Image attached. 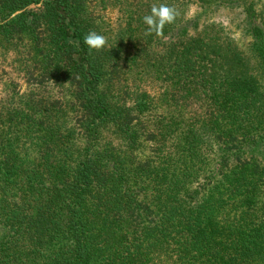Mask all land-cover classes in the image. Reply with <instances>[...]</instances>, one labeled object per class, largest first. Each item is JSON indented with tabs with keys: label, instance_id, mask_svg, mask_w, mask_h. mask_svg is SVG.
<instances>
[{
	"label": "trees",
	"instance_id": "1",
	"mask_svg": "<svg viewBox=\"0 0 264 264\" xmlns=\"http://www.w3.org/2000/svg\"><path fill=\"white\" fill-rule=\"evenodd\" d=\"M183 1L0 0V264H264V2L147 32Z\"/></svg>",
	"mask_w": 264,
	"mask_h": 264
},
{
	"label": "rangeland",
	"instance_id": "2",
	"mask_svg": "<svg viewBox=\"0 0 264 264\" xmlns=\"http://www.w3.org/2000/svg\"><path fill=\"white\" fill-rule=\"evenodd\" d=\"M251 0H240L239 6L228 8L225 4L218 3L217 1H212L210 4L204 6L196 4L193 0L189 1L186 0L183 1V4L181 6V9L177 10V23L180 22L188 23L189 27V33L192 35L200 34V33H206L210 34L212 31L214 33L220 34L216 30H212V28H215L217 30H221L223 32H226L227 35H229L231 38L239 42L240 44H247L249 42L248 37H244L241 33V28L237 27L242 19L243 15H245V6L250 2ZM255 1V9L261 10L262 2L264 0H253ZM98 12L96 13L97 21L99 25L103 26L102 30L109 32L111 30H115L120 21V16L118 14V9L116 7H113L112 3H108L107 9H96ZM175 32L173 34V38H176L177 33L179 29L181 28L176 24ZM210 34L209 36H211ZM168 36V37H167ZM163 38L164 42L169 41L171 37L167 35ZM241 45V46H242ZM21 92H23L26 88V84L21 81ZM60 123L68 126V122H66V119H62L61 116H59ZM74 123H72L73 125ZM76 134V135H75ZM77 134H83L81 131L76 130L74 131V134H71L73 138L78 137ZM78 142V141H77ZM79 143V142H78Z\"/></svg>",
	"mask_w": 264,
	"mask_h": 264
},
{
	"label": "clouds",
	"instance_id": "3",
	"mask_svg": "<svg viewBox=\"0 0 264 264\" xmlns=\"http://www.w3.org/2000/svg\"><path fill=\"white\" fill-rule=\"evenodd\" d=\"M177 12L167 4L151 7L150 14L143 17V23L147 25L148 33L161 35L166 24H173L176 20ZM84 43L91 50H100L107 44V38L104 35L94 31L84 36Z\"/></svg>",
	"mask_w": 264,
	"mask_h": 264
}]
</instances>
